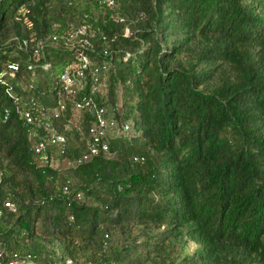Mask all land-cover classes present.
Listing matches in <instances>:
<instances>
[{"label":"trees","instance_id":"obj_1","mask_svg":"<svg viewBox=\"0 0 264 264\" xmlns=\"http://www.w3.org/2000/svg\"><path fill=\"white\" fill-rule=\"evenodd\" d=\"M80 52L105 86L89 68L79 94L133 132L78 163L94 117L59 76ZM4 71L6 261L264 264V0H0Z\"/></svg>","mask_w":264,"mask_h":264},{"label":"built area","instance_id":"obj_2","mask_svg":"<svg viewBox=\"0 0 264 264\" xmlns=\"http://www.w3.org/2000/svg\"><path fill=\"white\" fill-rule=\"evenodd\" d=\"M102 1L108 3L115 2V0ZM82 34H85L84 27L70 33L69 37L74 39L78 35ZM89 68L92 70V77L94 79V82L91 84L92 90H96L98 88V84L105 86L103 82H99L97 76L101 71V67L98 65L93 66L92 61L84 52H80L78 54L75 62L66 64L59 76L61 89L64 95L72 102L75 112L79 114L89 112L94 117L93 124L89 131L91 135V142L89 143L87 150L81 155V157L78 158V163L89 161L98 155H111L110 140L120 136H126L121 134L116 136L114 134L119 132L127 133L128 130H130V123L127 122L120 124L115 118L107 116L106 110L99 107L92 96L88 94H79V92H81L86 86L87 69ZM9 69L13 72L18 70V66L16 64H9ZM6 74L7 72L5 71L0 74V83L3 84L6 82L4 79ZM64 106L65 105L61 102L60 108L63 109ZM23 114L29 123H35L38 121V117L30 113V111H25ZM42 123L43 122L41 121L40 124ZM49 135L51 144L58 147L59 153H65L67 138L64 135L53 132L52 129H50ZM35 149L37 153L45 151V140H40ZM6 204L8 206L10 205V203ZM14 256V259L6 261L4 247L0 242V264H38L32 259L30 254H15ZM68 262L71 261L68 260Z\"/></svg>","mask_w":264,"mask_h":264},{"label":"rangeland","instance_id":"obj_3","mask_svg":"<svg viewBox=\"0 0 264 264\" xmlns=\"http://www.w3.org/2000/svg\"><path fill=\"white\" fill-rule=\"evenodd\" d=\"M59 70V69H58ZM58 70H56V73L58 72ZM132 132H133V130L131 129V126H130V130H128V132L127 133H122V132H119V133H115L114 135H126V136H129V135H131L132 134ZM191 248H192V245H191Z\"/></svg>","mask_w":264,"mask_h":264}]
</instances>
